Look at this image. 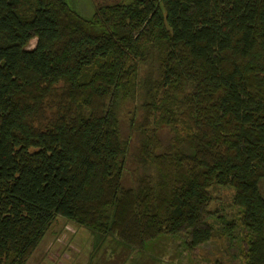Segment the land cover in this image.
<instances>
[{
	"label": "trees",
	"instance_id": "1",
	"mask_svg": "<svg viewBox=\"0 0 264 264\" xmlns=\"http://www.w3.org/2000/svg\"><path fill=\"white\" fill-rule=\"evenodd\" d=\"M262 181L264 0H0V264L58 218L96 247L219 235L264 264ZM218 189L235 218L210 210Z\"/></svg>",
	"mask_w": 264,
	"mask_h": 264
},
{
	"label": "rangeland",
	"instance_id": "2",
	"mask_svg": "<svg viewBox=\"0 0 264 264\" xmlns=\"http://www.w3.org/2000/svg\"><path fill=\"white\" fill-rule=\"evenodd\" d=\"M126 0H75V4L84 15H91L98 6ZM33 39L28 49L35 48ZM123 120V136L129 140L130 155L133 156L139 144L135 132L127 130ZM164 138L169 137L167 131ZM135 161H130L133 173L137 170ZM127 176V175H126ZM134 176L126 177V183L132 185ZM264 196V181L260 184ZM233 193L218 189L214 192V201L210 210L235 218L237 209L232 205ZM184 239H171L163 242L162 247L154 250L155 254L142 256L132 250L114 245L96 247L92 234L79 225L63 218L56 219L47 229L45 236L33 251L26 264H242L241 248L237 241L231 242L224 236L217 235L212 241L192 250H187L181 243ZM245 248V247H243ZM242 248V249H243Z\"/></svg>",
	"mask_w": 264,
	"mask_h": 264
}]
</instances>
